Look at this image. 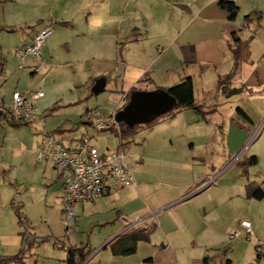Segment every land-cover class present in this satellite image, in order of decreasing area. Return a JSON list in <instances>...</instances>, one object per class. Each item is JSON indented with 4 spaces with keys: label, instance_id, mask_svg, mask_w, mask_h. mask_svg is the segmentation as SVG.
Returning <instances> with one entry per match:
<instances>
[{
    "label": "crops",
    "instance_id": "1",
    "mask_svg": "<svg viewBox=\"0 0 264 264\" xmlns=\"http://www.w3.org/2000/svg\"><path fill=\"white\" fill-rule=\"evenodd\" d=\"M218 1L0 0V28L12 29L11 34L16 32L14 29L22 32L16 50L17 47L29 45L34 35L43 28H52L53 33L46 39L42 59L39 60L44 65H77L90 60L96 63L115 61L114 72L111 69L109 74L88 72L91 74L86 83L90 94L98 79L105 81L104 90L99 94L106 91L110 80L113 81L110 91L117 92V80L124 81L127 76L134 83L129 91L137 88L147 92L150 86L153 89H169L183 78L190 77L194 92L196 80L201 81V74L193 76L190 71L185 73L184 69L198 66L215 70L223 67L210 82V87L202 90L203 95L197 100L199 102L194 96L203 116L193 110H183L172 119L138 129L134 136L125 141H120L118 127L114 125L106 131L116 139V146H111L112 141L105 149L100 148L94 139L89 140L101 155L123 152L135 181L132 187L113 191L94 202L80 204L82 210L88 206L92 213L105 215L106 224L110 227L100 251L108 250L112 257L128 258L143 252L145 258L132 264H177L178 257L186 256H193L195 264H206L209 261L206 256L208 248L226 254L234 241L240 238L248 240L246 232L238 224L245 210L243 218L250 223L252 234L261 235L264 215L255 217L253 206L264 199H249L245 191L248 185L260 186L264 182V172L261 174L260 171V176L251 178L245 172L248 166L244 165L254 158L255 164L252 166H259L264 154L255 152L241 164L242 168L229 176L238 162L230 165L234 156L229 152L228 141L224 147V140H213L208 132L211 128L220 130L228 125L229 132L234 128L237 132L254 133L252 141L260 140L261 148H264V123L261 124L264 117V0H230L238 8L234 22L228 21L227 12L217 6ZM245 17H249V20H245ZM197 22L218 25L217 36L221 39L224 36V23L243 29L244 37H238L243 42L244 52L239 56L235 71L233 46L229 58L224 59L225 56L219 54L213 41L204 43L198 38L207 28L187 33L190 26ZM188 46L194 48L195 63L184 66L181 49ZM141 61H146L143 66L145 71L139 70L138 66L135 67L139 70L136 75L127 72ZM30 62L31 75L41 71L39 62ZM4 64H7L6 60ZM4 64H0L2 73ZM121 67H126L123 74ZM232 71L228 85L230 88H240L241 92L229 98L232 104L226 108L223 107L226 105L223 100L228 98L221 94L217 80ZM129 91H121L120 96L127 97ZM44 98L45 95L36 101L35 106ZM236 109H240L247 119L237 115ZM112 111L105 116L99 113L107 120ZM224 116L227 118L224 119ZM85 120L95 131L86 116ZM240 120L248 126L245 127ZM3 123L0 121V255H14L22 248V238L10 204L15 202L21 205L28 221V230L36 237L33 221L38 222V219L34 220L33 213L30 214L26 208V190L20 196L15 190L23 181L26 182V162L31 159V156L26 158L21 131L27 125L13 128ZM53 132L48 134L57 137L61 130ZM132 138L138 140L139 144L133 147ZM16 142L19 144L15 145ZM132 152H135L134 157L131 156ZM42 163H45L41 167L44 197L47 199L54 190L56 196L53 204H57L58 210L61 209L63 213L64 189L60 173L49 161ZM29 165L33 171L36 170L35 163L29 162ZM236 175L239 176L237 180ZM34 204L35 210L42 216V224L50 228L47 202L38 200ZM237 219L240 222L236 223ZM233 228L240 236L230 241L228 236ZM140 231L149 233L148 241L139 242L134 254H112L108 246L111 241L118 236ZM47 237L48 242L50 236L38 238ZM86 250L93 252L91 248L86 247ZM28 252L25 253L26 259ZM96 255L98 253L88 258V262ZM65 260L66 256V264Z\"/></svg>",
    "mask_w": 264,
    "mask_h": 264
},
{
    "label": "rangeland",
    "instance_id": "2",
    "mask_svg": "<svg viewBox=\"0 0 264 264\" xmlns=\"http://www.w3.org/2000/svg\"><path fill=\"white\" fill-rule=\"evenodd\" d=\"M203 27L207 29L204 30L198 38L204 40V43L205 41H213L219 49V54L225 56L224 59H228L231 53L230 51L233 44L231 33L237 31L239 37H244L245 35L241 27H236V25H231L229 23H224L222 26L224 28V36L222 39L217 36L219 34V32H217L218 25L215 24L204 25L197 22L190 26L187 33L191 34L194 30L197 32V30H201L199 28L203 30ZM14 30H16V32L13 34L8 31L0 32V47L2 46L0 48V64H4L5 60L7 61V64H4L3 73H0V109L7 110L10 107L14 92L29 93L31 91H39L45 95V98L36 105L37 115L34 116L35 118L32 117L31 122L26 128L21 130L23 131L22 136L26 146V158L31 156V159L26 162V182L24 183L23 181V183L19 185L21 189L17 187L15 190L17 194H19L18 196L25 194L26 190V208L30 214L33 213L32 217L34 220L38 219V222L33 221L36 235L38 237H50L48 242L41 243L29 250L27 261L31 264L35 262L37 264H65L66 249L70 245L91 248L93 252L89 258H92L93 255L98 253L91 262H88L87 259L83 264H132V262L142 260L145 258L142 255L143 252H141L142 254H137L128 258H115L111 256L108 250L100 251L107 238V229L110 227L106 224L107 219L104 214L92 213L91 210L88 209V206H85L84 210H82L79 204L74 209L77 218L69 223L66 222L64 213H61V209L58 210L57 204H53L54 197L56 196L55 191L52 190L51 195L48 196L47 199L44 197L45 188L42 186L43 174L41 172V167H43L45 163L38 160V154L36 152L43 136L56 129H60L61 133L60 136H55V138L65 145H70V141H77L81 139L82 136H88V138H90L89 140L94 139L93 141L99 144L102 149H105L107 144L112 141L111 146H116V139L111 136L110 132H96L92 129V126L87 125L85 110L96 109L105 116L108 111L113 109L115 103L120 102L122 98L120 92H128L134 83H131L130 76H127L124 81H122V79L117 80V92L110 91L111 86H113L112 80L109 81V85L105 92L99 95H92L88 92L86 82L89 80L87 78H89L91 74L88 72H107V74H109L108 72H110V69L114 72V60L105 63H96L90 60L77 65L66 66L61 64L58 65V63H51L46 66L44 65L45 63L39 62V60L42 59L41 57L39 60H36V62H39L41 65V71L31 75L33 70L29 64L32 58H27L23 68L19 69L20 62L16 57L15 48L22 37V32L18 29ZM243 52L244 49L242 47L241 53ZM145 63L146 61L137 62L133 67L134 69L127 72L129 73L131 71L136 75L141 69L145 71L143 67ZM138 66L139 70L135 68ZM125 68L126 67H121V74L125 72ZM222 70L223 67H218L213 70L212 68L198 66L184 69L185 73L190 71L193 76L201 74V78L199 79L201 81H198L196 78L197 82L194 86L196 101L203 95L202 90L210 87V82L215 78L216 74ZM148 88L149 89H146L147 92L156 90L153 89V86ZM229 98L228 100H223L224 104H226L223 105V107L227 108V105L232 104ZM126 103L127 100H125L123 105ZM52 109H54V111L49 113ZM223 118L225 119L227 116ZM241 123L245 125V127L248 126L242 121ZM262 123H264V117L261 121V124ZM3 125L9 127V125L5 123H3ZM233 129L234 128H231L232 131L230 130L229 132L227 131L228 125H225L223 129L211 128L208 132L213 140H224V147L226 141H228L229 152L234 156L230 165H234L238 162V164L235 165L234 171L230 173L229 176L236 173V169L242 168L243 166L241 164L255 152L264 154V148H261V141H252L254 133H241L239 130L237 132V130L234 131ZM137 142L138 140L136 141L134 138L131 139L133 147L139 144ZM183 142L184 139L181 140V143ZM18 144L19 143L16 142L15 145ZM134 154L135 152H132L131 156L134 157ZM29 162L35 163V171H33ZM260 171L261 174L264 172L263 158H261L259 166L245 167L246 175H250L251 178L260 176ZM238 177V175L235 176L236 180ZM38 200H43L45 203L47 202V206H49L47 215L49 216L48 223L50 224V228L42 224V216L35 210L34 202ZM253 213L255 217L264 215V201L254 203ZM245 214L243 217H245ZM243 217L240 219L246 221V218ZM1 219L3 220V217H1ZM240 219H237L236 223ZM10 224H12V222ZM262 225V230L260 231L261 235H247L248 240L237 238L238 240L234 241L235 243L228 248L226 254L208 248L206 256H208L209 261L206 264H226L227 261L230 262L229 264H264V258L257 259L255 254V240L262 239L264 241V224ZM236 231V228H233L230 233ZM203 256L204 255L201 257ZM193 258V256H186L181 259L178 257L177 264H195L193 263ZM195 259L199 261V258L195 257Z\"/></svg>",
    "mask_w": 264,
    "mask_h": 264
},
{
    "label": "built area",
    "instance_id": "3",
    "mask_svg": "<svg viewBox=\"0 0 264 264\" xmlns=\"http://www.w3.org/2000/svg\"><path fill=\"white\" fill-rule=\"evenodd\" d=\"M51 27H45L34 35L29 45L16 50L19 59V69L23 68L27 58L33 61L42 57L46 39L52 35ZM40 68L38 67L37 70ZM44 97L42 92L21 93L14 92L11 105L6 112L9 122H28L37 114L36 101ZM126 96H122L119 103H115L113 111L104 120L96 109L85 110V116L91 121L96 132H103L115 123V115L124 107ZM40 162L49 161L53 168L60 173L63 189V213L66 222L76 218L77 204H86L100 200L111 192L129 188L135 185L132 172L128 166L126 155L123 152L101 155L83 137L70 145L59 142L52 134L43 136L40 146L36 150ZM239 226L247 235L252 234L250 223L241 221ZM239 232L229 233V240L239 238ZM255 248L261 258H264V241L255 240Z\"/></svg>",
    "mask_w": 264,
    "mask_h": 264
},
{
    "label": "trees",
    "instance_id": "4",
    "mask_svg": "<svg viewBox=\"0 0 264 264\" xmlns=\"http://www.w3.org/2000/svg\"><path fill=\"white\" fill-rule=\"evenodd\" d=\"M217 6L221 10L227 12L229 22H234L238 14V8L233 1L219 0ZM245 20H249V17H245ZM3 31L12 32L13 30L10 28H0V32ZM231 39L233 42L232 55L233 58L235 59V64H234V71H235L237 66V61L239 59V56L241 55L243 42L239 39L237 31L231 33ZM181 54H182V64L184 66L193 65L195 63V52L192 46L183 47L181 49ZM234 71L230 72L229 74L217 80V87L221 91V94L226 98L237 95L241 92L240 88L239 89L230 88L228 85L231 77L233 76ZM0 73H2L1 68H0ZM156 90L166 91L170 96H172V98L175 101L174 109L169 113H166L164 115L155 118L153 121L145 125H139L130 128L124 124H118L117 127L119 130L120 141H125L128 138H131L140 128L152 127L162 121L172 119L179 112L183 110H193L196 113L203 116V113L201 111V106L197 104L194 100L193 83L190 77L183 78L179 84L169 89L157 88ZM136 91L139 90H137V88H132L129 91L127 95V102L129 101L131 94ZM7 110L0 111L1 122H5L6 124H8L10 127L13 128H19L28 125V122L15 123V122L7 121L6 119ZM52 111H54V109L50 110L49 113ZM236 114L244 118L245 120L247 119L246 115L240 109H236ZM55 133H57V131L53 132L52 134ZM253 164H255V159L251 158L249 162L246 163V165L244 166H252ZM245 195L247 198L254 199L256 201H261L262 199H264V182L260 186L248 185L246 187ZM10 205L17 219V224L21 229L20 236L22 238V248L14 255H0V264H29L25 257V253L28 252L31 248H33L35 245L46 242L48 238H38L33 233H31L28 230V221L22 213L21 205L15 202H12ZM148 236L149 233H144L142 231L131 233L125 236H118L113 241H111L108 244V246H110L112 254L115 256H130L135 253L136 246L139 242L148 241ZM91 253H92L91 251L86 250V246L68 247L66 249L65 262L66 264H83L89 258ZM255 253H256V258L260 259L261 257L259 256L256 248H255ZM229 263H230L229 261L226 262V264Z\"/></svg>",
    "mask_w": 264,
    "mask_h": 264
},
{
    "label": "water",
    "instance_id": "5",
    "mask_svg": "<svg viewBox=\"0 0 264 264\" xmlns=\"http://www.w3.org/2000/svg\"><path fill=\"white\" fill-rule=\"evenodd\" d=\"M104 79H98L91 89L93 95L104 90ZM175 107V101L166 91H136L129 101L115 115V123L124 124L130 128L145 125L155 118L169 113Z\"/></svg>",
    "mask_w": 264,
    "mask_h": 264
}]
</instances>
